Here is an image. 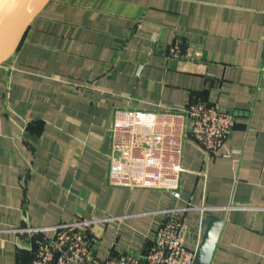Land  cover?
<instances>
[{
  "label": "crops",
  "instance_id": "crops-1",
  "mask_svg": "<svg viewBox=\"0 0 264 264\" xmlns=\"http://www.w3.org/2000/svg\"><path fill=\"white\" fill-rule=\"evenodd\" d=\"M176 39L202 57L169 58ZM195 100L236 121L210 155L185 142L181 199L111 184L116 110ZM175 208L196 252L223 218L208 264H264V0H49L0 64V264L30 261L18 229L82 219L98 262L138 254Z\"/></svg>",
  "mask_w": 264,
  "mask_h": 264
},
{
  "label": "built area",
  "instance_id": "built-area-1",
  "mask_svg": "<svg viewBox=\"0 0 264 264\" xmlns=\"http://www.w3.org/2000/svg\"><path fill=\"white\" fill-rule=\"evenodd\" d=\"M166 54L178 60L202 57L200 47L182 39H176ZM235 121L233 111L202 100L188 102L180 110L118 109L109 128V181L119 186L166 190L181 199L185 142L191 139L207 155L222 150ZM178 209L162 223L143 252L110 256L102 262L97 261L99 241L93 229L97 219L27 226L18 233L27 238L26 246L32 253L26 264H195L196 250L188 245V226L177 217Z\"/></svg>",
  "mask_w": 264,
  "mask_h": 264
},
{
  "label": "water",
  "instance_id": "water-1",
  "mask_svg": "<svg viewBox=\"0 0 264 264\" xmlns=\"http://www.w3.org/2000/svg\"><path fill=\"white\" fill-rule=\"evenodd\" d=\"M49 0H0V64L19 45L34 17ZM224 220L213 215L196 252V264L212 260Z\"/></svg>",
  "mask_w": 264,
  "mask_h": 264
},
{
  "label": "rangeland",
  "instance_id": "rangeland-1",
  "mask_svg": "<svg viewBox=\"0 0 264 264\" xmlns=\"http://www.w3.org/2000/svg\"><path fill=\"white\" fill-rule=\"evenodd\" d=\"M17 47V46H16ZM16 47H14L11 51H10V53L8 54V56L16 49ZM8 56H6V58L8 57Z\"/></svg>",
  "mask_w": 264,
  "mask_h": 264
}]
</instances>
